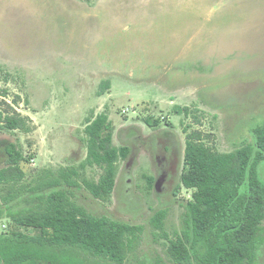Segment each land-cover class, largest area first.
I'll list each match as a JSON object with an SVG mask.
<instances>
[{
    "label": "rangeland",
    "instance_id": "1",
    "mask_svg": "<svg viewBox=\"0 0 264 264\" xmlns=\"http://www.w3.org/2000/svg\"><path fill=\"white\" fill-rule=\"evenodd\" d=\"M105 79L111 87L100 95ZM0 112L18 113L32 127L0 128V160L7 143L17 144L25 183L45 169L79 165L87 117L106 112L114 144L129 146L130 157L120 161L109 200L84 186L73 198L96 215L144 225L138 260L175 264L169 239L180 231L192 189L180 186L174 195L178 178L161 194L146 181L159 174L156 156L171 147L146 120L173 129L182 146L194 129L220 152L253 141L264 122V0H0ZM101 173L88 166L79 180ZM6 189L0 185V194ZM160 209L168 211V238L150 224ZM11 230L40 232L0 219V232ZM257 255L264 264V244Z\"/></svg>",
    "mask_w": 264,
    "mask_h": 264
},
{
    "label": "trees",
    "instance_id": "2",
    "mask_svg": "<svg viewBox=\"0 0 264 264\" xmlns=\"http://www.w3.org/2000/svg\"><path fill=\"white\" fill-rule=\"evenodd\" d=\"M90 1V0H89ZM109 79L99 84L102 95ZM177 112L190 113L189 107ZM159 120L147 119L153 128ZM112 123L106 112L90 115L83 139L87 155L79 165L45 169L30 183L23 182L24 155L17 144H8L0 167V219L19 227L37 228V234L22 230L0 232V264H149L135 255L144 225L99 216L79 205L74 188L84 186L96 199L112 196L120 161L131 153L127 145H115ZM4 131L30 132L28 120L18 113L0 112ZM187 131V129H185ZM198 129L187 132L180 186L192 189L184 203L180 231L169 239L168 254L175 264H256L264 244V122L253 129V141L220 152L207 144ZM88 166L101 168L98 180H79ZM153 186L154 177L144 175ZM167 209L158 210L150 224L156 236L168 238ZM153 264H162L156 261Z\"/></svg>",
    "mask_w": 264,
    "mask_h": 264
},
{
    "label": "flooded vegetation",
    "instance_id": "3",
    "mask_svg": "<svg viewBox=\"0 0 264 264\" xmlns=\"http://www.w3.org/2000/svg\"><path fill=\"white\" fill-rule=\"evenodd\" d=\"M188 69L189 68H187V70ZM200 74H202V72H200ZM153 129L158 130L159 133L157 134H159L158 137L161 139V143H164V144L167 143L171 145L170 149L168 150L166 154L163 153L164 151H162V153L156 156L157 161L159 163V174L156 177L153 176L155 179L153 183V187L156 189L158 193L163 194L164 192H168L171 190V187H173L174 185L173 183H175L178 178L180 182V176L182 174L183 167H184V152H185L186 140L184 141L185 144L183 143V146H182L181 141L178 138V135H176L173 129L162 130V131H160V127H156ZM7 144H13V142H9ZM6 146L7 145H5L4 148ZM129 157H130V154L127 158ZM182 163H183L182 169L180 170L179 169L180 164ZM149 176H152V175H149ZM157 183H159V187L161 191L158 190ZM178 188H179V183L178 184L176 183L174 185V190H173L174 195L176 191L178 190Z\"/></svg>",
    "mask_w": 264,
    "mask_h": 264
},
{
    "label": "water",
    "instance_id": "4",
    "mask_svg": "<svg viewBox=\"0 0 264 264\" xmlns=\"http://www.w3.org/2000/svg\"><path fill=\"white\" fill-rule=\"evenodd\" d=\"M157 185H158V190L161 191V190H160V187H159V183H157Z\"/></svg>",
    "mask_w": 264,
    "mask_h": 264
},
{
    "label": "crops",
    "instance_id": "5",
    "mask_svg": "<svg viewBox=\"0 0 264 264\" xmlns=\"http://www.w3.org/2000/svg\"><path fill=\"white\" fill-rule=\"evenodd\" d=\"M86 155H87V152H86Z\"/></svg>",
    "mask_w": 264,
    "mask_h": 264
}]
</instances>
